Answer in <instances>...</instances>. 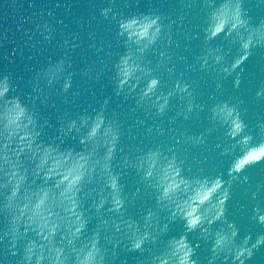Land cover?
Segmentation results:
<instances>
[{
	"label": "water",
	"instance_id": "1",
	"mask_svg": "<svg viewBox=\"0 0 264 264\" xmlns=\"http://www.w3.org/2000/svg\"><path fill=\"white\" fill-rule=\"evenodd\" d=\"M211 3L0 0V79L7 77L10 94H18L38 114L41 139L80 150L83 146L77 136L64 134L62 127L73 117L102 113L104 123L96 148L100 165L105 162L107 146L115 141L110 168L119 174L126 205L121 213L108 211L107 205L99 211L89 208L88 224L80 237L84 242L92 233H99L104 264H151L167 236L184 231L182 221L169 222L168 233L150 240L142 250L129 249L130 233L123 226L127 218L142 220L145 209L155 208L161 223L167 219V208L156 204V189L141 174L140 165L149 151L157 152L153 157L154 183L172 176L174 167L168 164L173 161L186 177L219 175L229 193L225 217L239 228L236 239L247 236L255 242L264 234V222L258 219L264 213V159L248 163L239 173L229 172L231 165L260 156L257 142L264 144V29L247 58L225 72L224 67H230L242 51L222 39L223 34L214 40L204 38ZM243 7L254 25L264 24V0H243ZM105 8L111 9L107 16L102 11ZM145 13L159 17L161 28L154 40L155 26L148 30L149 37L139 41L120 34L121 18ZM131 30L137 29L133 26ZM217 49L223 55L219 63L212 59ZM126 52L132 53L137 67L133 79L118 88L114 66ZM153 77L159 83L144 95ZM66 78L71 80L67 89L63 87ZM165 99L161 111L159 106ZM225 101L245 122L251 143L230 136L228 109L216 110ZM102 186L103 177L98 172L96 179L85 184L81 197L85 207L93 199L88 192ZM8 217L7 210L0 207V264H23L24 242L15 245L13 254L5 234ZM71 219L74 217L61 222L62 229ZM103 219L108 223H101ZM117 221H121L120 231L114 227ZM225 227L223 218L210 226L212 231ZM26 236L35 238V233ZM188 237L198 243V264H232L227 250L213 252L210 235L192 232ZM56 239H60L59 233ZM246 264H264V244L254 250Z\"/></svg>",
	"mask_w": 264,
	"mask_h": 264
},
{
	"label": "clouds",
	"instance_id": "2",
	"mask_svg": "<svg viewBox=\"0 0 264 264\" xmlns=\"http://www.w3.org/2000/svg\"><path fill=\"white\" fill-rule=\"evenodd\" d=\"M102 11L107 16L111 9ZM112 14L115 15L114 12ZM158 21V16L147 13L123 17L118 21V30L121 35L135 37L139 41L149 37L148 30L155 26L151 35L154 40L161 28ZM133 26L136 31L131 30ZM261 29H264V24L254 25L246 15L243 0H212L204 24V38L214 40L223 34L222 39L240 47L242 54L234 59L230 67H224V71L228 72L240 65L250 54L251 48L259 43ZM212 59L216 63L223 59L220 49L216 50ZM114 67L118 88H122L133 79L137 66L132 53L126 52ZM158 83L156 77L151 78L144 88V95L150 93ZM236 84H239V79ZM70 85V78H66L63 87L67 89ZM183 87L187 88L188 85ZM10 93L8 78L0 79V196L3 197L0 207L9 213V227L5 234L11 240L13 254L16 252L15 245L23 241V264H104L98 232L80 242L88 224L89 208L99 211L107 205L108 211L121 213L126 205L119 174L110 168L115 141L107 146L102 165L101 158L96 155V148L100 144L97 137L104 123L103 114H82L66 121L61 131L64 134L74 133L83 146L75 150L71 146L42 140L38 114L18 94ZM166 103L165 99L159 106L161 111ZM224 109H228L231 116L227 129L230 136L251 143L239 113L226 101L216 110ZM257 146L260 156L231 165L229 172L239 173L248 163L264 159V144L257 142ZM156 155V151H149L140 169L142 177L156 189V204L167 208V219L161 223L156 218L155 208L145 209L142 220L127 218L123 226L130 233L129 249L142 250L150 240L156 241L160 234L169 232V222L182 221L184 231L168 235L165 246L152 257L151 264H198L195 255L198 243L194 244L188 237L192 232L210 235L213 252L227 250L232 264H246L254 250L264 244V234L259 235L255 242L247 236L236 239L239 228L225 217L229 199L225 180L219 175L186 177L173 161L168 164L169 168L174 167L172 176H165L154 183L153 157ZM98 172L103 177V186L88 192L93 199L85 207L81 200L85 195V184L96 179ZM72 217L71 223H64L62 229L61 222ZM222 218L226 227L212 231L210 226ZM258 219L264 222V213ZM101 223L107 224L108 221L103 219ZM114 227L120 231L121 221H117ZM30 232L35 233V238L26 236ZM57 233L60 239H56Z\"/></svg>",
	"mask_w": 264,
	"mask_h": 264
}]
</instances>
